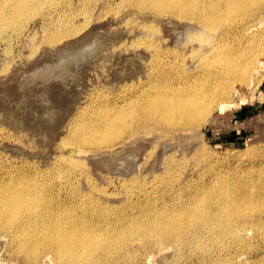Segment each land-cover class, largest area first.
<instances>
[{"label":"bare ground","instance_id":"obj_1","mask_svg":"<svg viewBox=\"0 0 264 264\" xmlns=\"http://www.w3.org/2000/svg\"><path fill=\"white\" fill-rule=\"evenodd\" d=\"M71 1L0 0V40L6 41L9 37L8 33H14V30L20 27L17 25L19 21L35 13L41 18L51 17ZM128 1L140 9H151L156 17H175H168V19L182 22L181 25L184 24L185 28L186 25L187 28L190 26L191 30L186 35L182 34L183 32L180 33L181 31L178 32L179 29L176 32V34L180 33V37L183 36L181 38L183 43L181 40L179 43L183 44L181 49L185 52H179L180 48L167 49L168 52L165 54L173 63L164 65L160 47L162 37L155 29L149 30L145 37H137L130 33L132 28L130 30L120 28L114 31H117L114 35L112 33V36L105 39L106 41L102 40L101 44L107 45V47L103 46L106 53L100 56L97 53V56L95 53L92 55L95 54L93 58L100 60L97 64L104 73L112 65H115L116 69L120 66L117 76L109 74L117 78L110 80V77L108 84L118 83L122 86L117 93H110L108 99L110 101L120 99L119 101L122 102L119 104V101L105 102L99 94L94 92L88 96L85 105L80 106L67 121V136L70 140L72 139L75 149L79 151L86 147L113 142L119 139L125 131L151 135L154 132L190 131L200 127L206 121L209 110L214 105H221L223 108L222 104L234 97L235 90L233 89L236 82L245 86L253 82V75H257L261 69L264 70V62L260 59L264 53V0ZM44 20L47 19L44 18ZM66 26L64 28L55 27V31L45 38V43H48L50 47H55L62 42L63 38L77 33L74 28ZM102 30L103 28L99 31L101 34H103ZM176 34L174 38L178 37H175ZM76 44L79 43L76 42ZM65 45L57 52L69 47ZM49 53H52L51 56L54 57V52ZM86 56L88 55L82 52L79 58L84 59ZM119 60L122 61L119 62ZM188 60L190 64H193L190 72H186L185 69ZM69 66L68 68H72L73 65ZM17 81L19 83L20 80L17 79ZM12 83L16 84V81ZM12 83L11 86H13ZM21 89L24 91L23 88ZM2 91L0 93H4L5 90ZM39 91L43 92V89ZM1 95L7 98L6 94ZM53 96L55 98V95ZM15 99L20 100L17 96ZM94 101L105 102V104L93 106V111L90 112L91 107L89 109L87 107ZM60 105H58L59 108H61ZM71 105L74 107L73 104ZM38 111L36 110L38 114L41 113V110ZM12 112L16 114L17 111L12 110ZM25 115L28 116L27 113ZM65 117L70 118V116ZM63 120L66 122L65 118ZM46 123L48 122H45V125ZM23 126L21 132L24 131ZM35 127L37 128L36 125ZM45 127L48 128V126ZM16 128L18 130V127ZM57 130L61 129L58 127ZM39 143L41 145V141ZM61 145L64 143L62 142ZM11 154L14 155L12 152ZM15 154L17 156L26 155L24 153ZM60 160L61 158L59 162ZM101 161L105 162V160ZM106 166L104 167L107 168L109 165ZM162 166L161 173L160 166L158 170L155 166L156 172L153 170L151 173L149 170L150 173L147 176V178L150 177L165 184V188L161 187L160 190H163L158 193L157 201L159 197L167 201L168 195L165 192L168 191L170 183L171 187L174 185L172 178L179 163L170 156ZM72 168L77 169L74 175L67 170V174L58 176V178L52 175L49 179L38 175L29 177L23 172L15 171L16 173L7 176L9 178L6 180L3 178L0 180V245L7 250L10 260L21 258L24 264H40L41 262L45 264H113L118 260L123 264H134L136 256L129 254V251L134 250L131 248L134 245L143 250L151 247L157 248L163 254L162 264H173L175 261L170 260V250L180 254L189 246L191 240L202 239L200 242H204V237H214L219 233V228L223 223L237 221L239 226L240 224L246 226L251 210H257L260 207L264 210V182L257 185L252 193L251 187L245 188L246 182H243L240 185L241 188L237 189L223 182H217L205 188L188 184L182 190L186 196L185 199L181 193H175L174 197L177 200L166 203L167 208L159 209L154 208L156 203L151 200L153 196H149L150 191L144 188L147 181H144V178L139 180L133 177L123 184L126 194L129 195L128 204L124 209L112 211L101 199L94 197L90 192L81 195L76 188L74 191L64 193L59 190L65 184L78 186L79 181L75 176L77 173L81 174L82 170ZM150 169L152 170L151 167ZM134 188L135 190L140 189L139 192L134 194ZM165 209L168 210V214L163 212ZM149 262L147 264H150ZM232 262V259H227L223 261V264H232Z\"/></svg>","mask_w":264,"mask_h":264},{"label":"rangeland","instance_id":"obj_2","mask_svg":"<svg viewBox=\"0 0 264 264\" xmlns=\"http://www.w3.org/2000/svg\"><path fill=\"white\" fill-rule=\"evenodd\" d=\"M155 15L151 9H140L137 5L130 4L128 0H72L71 3H67L63 9L56 11L51 17L41 18L39 14L35 13L29 18L19 21L17 25L20 27L13 29L14 33H8L9 37L6 41L0 40V92L3 89L5 90H3L4 93H0V180L2 178L6 180L9 178L7 176L16 173L15 171L23 172L29 177L38 175L41 178L46 177L49 179L52 175L58 178V176L67 174V170L74 175L77 169L72 167L79 168L82 173H77L75 176L79 181L78 186L65 184L59 190L64 193L70 190L74 191L76 188L81 195L90 192L94 197L101 199L107 205V208L112 211L124 209L128 204L129 195L126 194L123 184L133 177H137L139 180L144 178L143 180L147 181L144 188L150 191L149 196H153L151 200L156 203L154 208L159 209L167 208L165 207L166 203L175 202L177 200L174 197L175 193H181L185 199L186 196L182 190L188 184L205 188L214 183L223 182L237 189L241 188L240 185L243 182H246L245 188L251 187L252 193L257 185L264 182L263 69L257 75H253V82L247 83L246 87L236 82L233 89L235 90L234 97L229 102H224L222 104L223 108H221V105H214L209 110L206 121L200 127L190 131L154 132L151 135L125 131L119 139L108 144L86 147L81 151L75 149L72 139L70 140V137L67 136V121L71 119L80 106L85 105L88 96L94 92L99 94L105 102L113 103L120 100L110 101L108 99L110 93H117L122 86L118 83L108 84L111 76H117L120 66L116 69L115 65H112L104 73L97 64L100 60L93 58L96 53L98 56L106 53L103 50V46L106 44H101L102 40L106 41L112 36V33L114 35L117 32H114L115 30L120 28L128 30L132 28L133 30L130 33L137 37H145L148 35L149 30L155 29L162 37L160 47L162 51L161 59L164 65L173 63L165 54L168 52L167 49L180 48L179 52H185L181 49V45H183V39L181 40V38L183 36L180 37V33L183 32L182 34L186 35L191 30L190 26L187 28L186 25L185 28L183 27L184 24L181 25L182 22L168 19L171 16L156 17ZM44 18L47 20H44ZM64 26L74 28L77 33L63 38L62 42L55 47H50L48 43H45V38L55 31V27L64 28ZM99 28H103L101 31L103 34L99 32ZM177 29H179L178 32H181L176 34ZM93 30L99 33L96 34L97 32ZM175 34V37L178 36L177 38L173 37ZM179 40L182 43H179ZM83 41L86 42L83 43ZM76 42L82 44L79 45ZM64 45L69 46V49L57 52ZM49 52H54L55 58ZM82 52L88 55L84 59L79 58ZM92 53L95 54L92 55ZM89 56L91 57L89 58ZM260 59L264 62V53ZM121 61L119 60V62ZM188 61L185 64L186 72L192 71L193 68V64H190V60ZM72 65L76 67L75 70ZM68 66H72V68H68ZM30 69L31 71H29ZM111 69L112 72L110 73ZM105 74L106 76H104ZM115 76L111 77L110 80L117 78ZM259 78L262 79L259 80ZM17 79L20 80L19 83H17ZM15 81L16 84L12 83ZM33 81L35 82L33 83ZM11 83L13 86L10 85ZM18 84L19 86H17ZM46 84L49 86H46ZM58 87L60 88L58 89ZM158 87L162 88V86ZM40 89H43V92L39 91ZM57 92L60 95L63 93V97H61L62 95L59 96ZM52 93H54L55 98ZM1 94H6L5 97L9 100L2 97L4 95ZM15 95L20 100L15 99ZM105 102L94 101L87 109L91 107L90 112H92L93 106H101ZM121 102L119 101L118 104ZM57 104H61V108ZM8 105L14 109H11ZM35 109L37 111L39 109L38 112L40 110L41 113L44 112L43 115L38 114ZM12 110L17 111L16 114ZM64 112L65 114H63ZM67 112L72 113H69L70 118ZM19 113L22 118L18 115ZM26 113L28 116L25 115ZM41 115L44 116V119ZM55 115L59 116L56 117ZM65 116L69 119H66ZM46 117L47 119H45ZM63 117L66 122H64ZM60 120L65 125L58 122ZM45 122L48 123L45 125ZM21 125L25 132L23 130L21 132ZM45 126H48V128ZM16 127H18L21 134ZM58 127L61 129L60 131L57 130ZM46 128L48 132H46ZM26 132L29 134L28 136ZM62 142L64 145H61ZM14 151L17 154L24 153L26 155L17 156ZM170 156L179 163L172 178L174 185L171 187L170 183L168 191L165 192L168 195L166 202L161 197L157 201L158 193L163 190H160L161 187L165 188V184L150 177L147 178V176L153 170L156 172V168L157 170L160 168V171L162 165ZM101 160H105V162ZM146 163L148 164L146 165ZM105 164L114 165L112 167L107 165V167ZM139 190H135L134 194ZM163 212L168 214L167 209ZM247 221L246 226L248 227L243 224L239 226L237 221L223 223L219 228V233L214 237L206 236L204 242H200L202 239L191 240L189 246L180 254L170 250V260L175 261L173 264H223V261L227 259H232V264H264L263 207L254 211L251 210V216L247 217ZM131 248L134 250L129 251V254L136 256L134 264H147L149 261L150 264H162L163 254L157 248L151 247L143 250L134 245ZM8 257L7 250L0 245V264H24V262H21V258L12 261ZM40 264L45 263L41 262ZM113 264L123 263L118 260Z\"/></svg>","mask_w":264,"mask_h":264}]
</instances>
